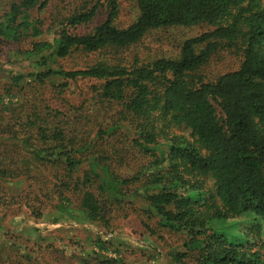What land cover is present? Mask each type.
I'll list each match as a JSON object with an SVG mask.
<instances>
[{
    "label": "trees",
    "instance_id": "16d2710c",
    "mask_svg": "<svg viewBox=\"0 0 264 264\" xmlns=\"http://www.w3.org/2000/svg\"><path fill=\"white\" fill-rule=\"evenodd\" d=\"M121 1L18 0L0 20V42L33 70L0 89V200L5 185H19L8 204L35 221L49 202L58 213L77 202L104 235L139 203L150 235L179 239L172 264H264V0H131L137 16L126 26ZM174 27L206 30L177 58L125 55L151 30ZM217 50L239 65L211 80L202 70ZM84 84L116 115L82 138L60 98ZM45 91L55 106L39 103ZM112 136L132 170L103 148ZM242 218L231 237L215 228ZM85 240L96 249L72 253L70 264L118 262L107 257L118 253L110 240ZM27 252L22 259L34 258Z\"/></svg>",
    "mask_w": 264,
    "mask_h": 264
},
{
    "label": "rangeland",
    "instance_id": "374dc122",
    "mask_svg": "<svg viewBox=\"0 0 264 264\" xmlns=\"http://www.w3.org/2000/svg\"><path fill=\"white\" fill-rule=\"evenodd\" d=\"M15 2L18 0H0V20ZM136 16L137 9L134 2L122 0L119 24L126 26ZM205 30L206 27H174L151 30L138 45L132 47L125 55L131 59L137 57L144 61L177 58L181 44L186 39L197 36ZM9 49H11L9 44L0 42V89L10 74L33 71L28 62L11 57ZM238 65L235 56L230 52L217 50L202 71L207 78L212 80L237 68ZM27 96L31 97V94L27 93ZM37 97L43 98L39 103L47 101L49 106H55L57 100L65 97L66 108L60 107L67 113V122L72 131L75 134H84L81 136L82 138H85L86 135L89 137V133L102 125L104 119H113L116 115L113 108L105 104L101 105L100 101L91 98L87 84L78 88H70L57 100H54V94L50 91H45L43 97ZM116 139V137H110L107 145H103V148L106 147L105 149L108 148L112 151L109 155L117 157L116 163L120 164L123 171L132 170L136 165L133 159L127 157L120 161L119 154L114 155L116 151L124 155L127 152L126 147L119 145ZM114 147L116 149H113ZM15 186L19 187V185H5L8 193L0 200V264H70L72 253H80L82 248L84 251L96 249V245L90 244L89 240L85 239H96L97 236L110 240L114 245L113 250L116 248L118 251L117 254L115 252L107 253V257L118 260L114 264H172L168 254L170 247L178 245L179 239L165 231L158 232V230L154 231V235H150L141 226V221L145 218L140 211L142 208L139 203H132L126 214H119L120 216L116 217L113 222L114 227L111 233L104 235L107 231L101 225L86 222L83 216L77 212V202L72 205L74 209L71 208V211L66 213L53 211L50 209L53 202H49L48 209L40 220L31 219L22 206L8 204L12 198L19 194V188ZM123 215L129 217L124 219ZM246 222L247 220L242 218L232 224L231 222L223 224L224 228L222 223L217 222L215 228L224 231L231 237L238 234L237 226L245 225ZM149 224L154 229L152 222ZM26 250L32 251L31 256L34 258L31 260L22 259L20 255L27 254ZM6 255H10L12 262L2 263L4 261L2 259Z\"/></svg>",
    "mask_w": 264,
    "mask_h": 264
}]
</instances>
